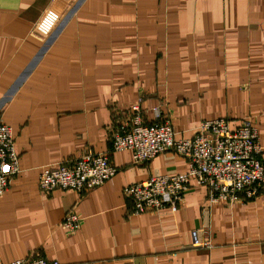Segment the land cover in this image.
I'll use <instances>...</instances> for the list:
<instances>
[{"label": "crops", "instance_id": "crops-1", "mask_svg": "<svg viewBox=\"0 0 264 264\" xmlns=\"http://www.w3.org/2000/svg\"><path fill=\"white\" fill-rule=\"evenodd\" d=\"M136 104L146 122L160 105L176 139L250 119L264 150V0H0V121L19 166L0 197V264H264V187L209 204L191 181L176 212L128 215L124 187L188 170L172 151L140 165L111 151ZM87 152L117 174L86 194L39 190L44 168ZM193 231L211 249L193 248Z\"/></svg>", "mask_w": 264, "mask_h": 264}, {"label": "built area", "instance_id": "built-area-1", "mask_svg": "<svg viewBox=\"0 0 264 264\" xmlns=\"http://www.w3.org/2000/svg\"><path fill=\"white\" fill-rule=\"evenodd\" d=\"M152 121L146 122L139 104L120 117L111 135V151H130L135 165L147 164L161 153L172 151L183 157L188 166L184 173L173 176H151L126 186L123 196L130 202L129 216L158 212L168 208L176 212L190 182L206 189L209 204L244 203L255 199L264 187V150L258 130L250 119L232 129L225 119L203 121L189 139H176L171 120L161 106L152 109ZM19 173L11 129L0 121V197ZM117 174L109 154L87 152L79 158L64 160L42 170L38 188L42 193L55 190L86 194L101 187ZM81 219L69 212L61 222L68 232H76ZM204 234L208 235L206 231ZM193 248L211 249L209 237L198 240L191 232ZM6 264H58L41 255Z\"/></svg>", "mask_w": 264, "mask_h": 264}]
</instances>
